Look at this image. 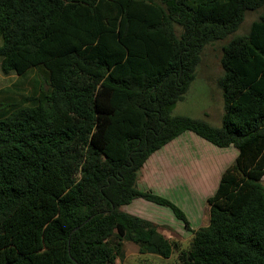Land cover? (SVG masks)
I'll list each match as a JSON object with an SVG mask.
<instances>
[{"label":"trees","instance_id":"trees-1","mask_svg":"<svg viewBox=\"0 0 264 264\" xmlns=\"http://www.w3.org/2000/svg\"><path fill=\"white\" fill-rule=\"evenodd\" d=\"M246 35V16L260 12ZM223 48L221 126L174 115L206 47ZM45 90L0 118V264H264V0H0V70ZM30 103L32 105H30ZM192 133L238 156L188 249L123 211L148 160Z\"/></svg>","mask_w":264,"mask_h":264},{"label":"rangeland","instance_id":"rangeland-1","mask_svg":"<svg viewBox=\"0 0 264 264\" xmlns=\"http://www.w3.org/2000/svg\"><path fill=\"white\" fill-rule=\"evenodd\" d=\"M261 13H263V10L260 12L248 13L237 35L248 34L252 24L259 19ZM231 39L232 37H229L224 41L217 42L205 48L201 63L197 69V78L191 85L186 99L174 108V115L206 120L214 126L222 125L224 101L222 93L217 86V80L223 75V48ZM45 79H47V76L41 69L32 70L23 78L16 75L4 76L0 70V118L11 114L15 110V106L19 104L18 102L35 95L37 91L41 89L45 90L47 88L44 81ZM30 105L32 104L30 103ZM187 134L197 137L192 133ZM197 138L211 147V149H203L201 151L202 158L196 160V162L200 164L199 168L202 172V175L197 177L196 184L203 185V187L206 188L205 193H200L201 190L199 188L198 190L189 189L187 193L172 187H166L164 191L162 190L163 192L174 191L177 198L171 195V199L168 198L167 200H172L173 202H171L173 204H180V206L186 208L187 211L191 210L190 213L188 212L191 218L190 220L188 219L190 229L182 220L176 217L173 210L168 206L152 204V208L146 209V214L150 215V213H152V217L160 218L163 221L161 226H164V229H161L166 234H168L169 231L176 233L181 231L183 234L185 233L186 237L182 243L178 242L179 245L181 244L180 249L189 248L192 240L190 237L193 236L194 231L207 227V219L210 218V213L208 212L206 196L210 198L216 194L220 183L219 180H221V174L235 163L238 156V152L234 147L220 149L210 145V143L205 142V140L199 137ZM197 148L200 151V147ZM198 179L202 180L197 183ZM187 196L188 199H186ZM186 200L192 203H188ZM181 202H183V204H181ZM194 208H196L197 213L195 211L193 214ZM201 212L200 220H195V216L197 214L200 215ZM185 214L188 215L187 212H185ZM125 257L122 264H179L177 252L174 253L170 259H164L156 255H141L139 248L134 244L126 245ZM117 264H121L119 260Z\"/></svg>","mask_w":264,"mask_h":264},{"label":"crops","instance_id":"crops-1","mask_svg":"<svg viewBox=\"0 0 264 264\" xmlns=\"http://www.w3.org/2000/svg\"><path fill=\"white\" fill-rule=\"evenodd\" d=\"M197 147H200V151L198 150ZM203 149H211V147L207 145L206 143H203V141L199 140L197 137H194L193 135L186 133L180 136L174 142L168 144L162 150L155 153L148 160V162L144 165L140 173V177L138 181L139 190L143 192H152L166 199L168 198L171 199V195L175 196L174 191L163 192L166 187L180 189L181 191L186 192V193L189 189L198 190L199 188L201 190L200 193H205L206 188H204L203 185L196 184L197 177L202 175V172L200 171V168H199L200 164L197 163L196 160L202 158L201 151ZM223 173L221 174L220 179ZM201 180L202 179H198L197 183H199ZM206 198L207 200L209 199L208 196H206ZM186 199H188V196L186 197ZM186 201L188 203H192L189 200H186ZM152 204L153 203L148 202L146 200L138 199L134 201L132 204L125 206L123 208V211L129 214H132L134 216H138L143 219H146L150 222H153L159 227V232L163 234L167 239L182 243V241L186 237L185 233L183 234L181 231L179 233L169 231V233L166 234L161 229V228L164 229V226H161V223L163 221L160 218L152 217L151 216L152 213H150V215L146 214V209L152 208L151 207ZM181 204H183V202H181ZM176 205L183 212L184 211L187 212L188 215L186 214L185 215L187 219L190 220L191 218L189 217V213L191 212V210L187 211L186 208H183L182 206H180V204L179 205L176 204ZM195 211H196V208H194L193 214ZM208 212L210 213L209 208H208ZM201 214L202 212L200 213V215L197 214L195 216V220L199 221ZM207 220H208L207 223L209 225L210 218ZM191 238L192 236L190 237V239Z\"/></svg>","mask_w":264,"mask_h":264}]
</instances>
